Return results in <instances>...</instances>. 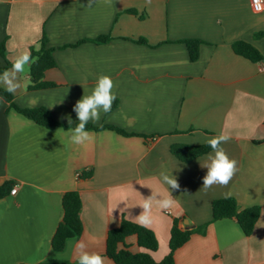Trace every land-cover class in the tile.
<instances>
[{
	"label": "crops",
	"instance_id": "0c3cea01",
	"mask_svg": "<svg viewBox=\"0 0 264 264\" xmlns=\"http://www.w3.org/2000/svg\"><path fill=\"white\" fill-rule=\"evenodd\" d=\"M0 0V70L46 35L56 67L45 80L56 84L28 91L30 64L20 75L14 96L23 109L47 108L61 126L48 129L0 100V186H18L0 198V264H41L58 260L77 264L75 246L106 258L108 232L123 219L136 223L143 198L161 197L168 186L161 172H173L179 190L170 212L155 208L150 228L159 244L152 253L161 263L169 254L174 220L183 228L209 223L175 252V264H264V62L237 55L244 41L264 56V9L251 0ZM106 43H96L100 36ZM140 38L146 44L137 42ZM203 43L192 62L185 39ZM9 67L8 69H10ZM114 82L116 99L108 113L89 125L116 126L131 136L87 129L93 140L73 144L68 135L78 123L73 107L91 94L99 76ZM0 89H4L0 85ZM69 117L72 123H68ZM226 134L222 144L239 171L228 186L203 189L204 155L190 163L171 153L174 144L203 145ZM92 172L89 179H80ZM143 185V186H142ZM76 191L82 201L83 231L68 239L62 252L52 242L63 219V197ZM238 210L259 207L250 236L235 219L212 221V202L228 198ZM141 252L135 236L126 241Z\"/></svg>",
	"mask_w": 264,
	"mask_h": 264
},
{
	"label": "trees",
	"instance_id": "16d2710c",
	"mask_svg": "<svg viewBox=\"0 0 264 264\" xmlns=\"http://www.w3.org/2000/svg\"><path fill=\"white\" fill-rule=\"evenodd\" d=\"M264 33H259L256 37H263ZM110 40V36L104 35L95 39L96 43H106ZM137 42L146 44L147 41L140 38ZM187 46L189 57L192 62L199 59L200 46L203 43L200 39H185L181 41ZM47 38L43 35L40 40V48H30V53L33 62L30 63V79L31 83L28 86V91L44 90L55 87L56 84L47 82L45 74L48 70L56 67V61L53 57L52 50L46 47ZM234 52L237 55L243 56L252 62H264V56L251 44L244 41H237L232 45ZM5 46L0 45V54L5 58ZM7 65L0 70L11 67V63L6 61ZM0 97L9 103L11 108H14L19 113L33 120L35 123L42 125L48 129H54L61 124L57 122L52 113L44 107L41 108H20L14 102V96L7 91L0 89ZM86 129L104 130L109 129L116 131L125 136H131L126 131L111 125H102L95 127L87 125ZM212 150L208 144L203 145H188L174 144L171 146V153L181 162L190 163L195 159L202 157ZM93 175L92 172H84L80 175V179H89ZM15 183L7 181L0 186V198L10 194ZM82 201L79 193L76 191L67 192L63 197V219L60 222L53 238L52 247L56 252H62L66 242L71 238H79L83 231V223L81 219ZM261 210L259 207H251L242 211L238 210L237 202L234 198H222L212 202V221L215 222L221 219H235L243 233L246 236L252 235L255 226L259 220ZM209 223L194 226L192 228H183L180 220H174L171 230L169 254L161 262L157 263L152 253L158 250L159 244L154 233L148 228L142 227L139 224L123 219L121 225L108 232L106 241V256L115 264H175V252L185 245L192 235H205ZM135 236L137 244L142 249L141 252L133 253L126 241L129 237ZM41 264H71L66 261L51 260Z\"/></svg>",
	"mask_w": 264,
	"mask_h": 264
},
{
	"label": "clouds",
	"instance_id": "9594fccd",
	"mask_svg": "<svg viewBox=\"0 0 264 264\" xmlns=\"http://www.w3.org/2000/svg\"><path fill=\"white\" fill-rule=\"evenodd\" d=\"M93 0H89L88 7H92ZM145 3L150 5L152 0H145ZM257 5V11L260 8V0H254ZM30 52H23L17 55L10 69L0 73V85H2L8 93L15 94L21 90L23 85L20 81V75L25 72L26 66L32 63ZM114 82L108 75L98 77L95 86L89 95L83 97L76 102L73 111L76 113L78 123L72 129H68L69 139L73 144L84 145L93 140L92 134L86 129L89 121L98 122L100 120L101 111L108 113L112 109L116 95L113 92ZM3 98L0 97V100ZM68 123L71 124L69 117ZM231 139L229 135L220 134L213 136L207 140V144L211 148V152L207 154L204 163H200L201 167L207 169L206 175L203 177V189H209L213 185L228 186L236 173L239 171L238 161L230 158L222 144ZM160 182L168 186V194L161 197L158 193L152 191V194L143 198L142 204L139 206L143 211L135 217V221L142 227L150 228L156 222L153 214L154 208L160 212H170L177 201L171 195L169 189L179 190L180 185L173 172H161L159 177ZM143 186V185H142ZM231 193H225V196H230ZM75 258L77 264H105L106 258L99 253L89 252L87 245L80 241L75 246Z\"/></svg>",
	"mask_w": 264,
	"mask_h": 264
},
{
	"label": "built area",
	"instance_id": "2783aa9c",
	"mask_svg": "<svg viewBox=\"0 0 264 264\" xmlns=\"http://www.w3.org/2000/svg\"><path fill=\"white\" fill-rule=\"evenodd\" d=\"M251 2H252V8H253V10H254L255 12L258 13V12H262V11H263V9H264V0H260V8L262 9V10H260V11H257V5L254 3V0H251ZM17 189H18V186H14V187L12 188L10 194H11V195H15V194L17 193Z\"/></svg>",
	"mask_w": 264,
	"mask_h": 264
}]
</instances>
